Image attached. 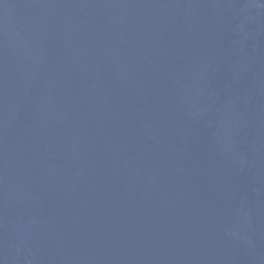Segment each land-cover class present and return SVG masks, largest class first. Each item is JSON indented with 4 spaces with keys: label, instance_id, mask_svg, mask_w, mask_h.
Wrapping results in <instances>:
<instances>
[{
    "label": "water",
    "instance_id": "95a60500",
    "mask_svg": "<svg viewBox=\"0 0 264 264\" xmlns=\"http://www.w3.org/2000/svg\"><path fill=\"white\" fill-rule=\"evenodd\" d=\"M0 264H264V0H0Z\"/></svg>",
    "mask_w": 264,
    "mask_h": 264
}]
</instances>
